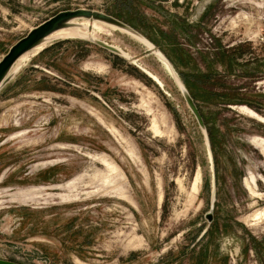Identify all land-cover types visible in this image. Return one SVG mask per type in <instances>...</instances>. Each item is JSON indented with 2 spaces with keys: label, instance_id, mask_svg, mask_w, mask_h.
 <instances>
[{
  "label": "rangeland",
  "instance_id": "obj_1",
  "mask_svg": "<svg viewBox=\"0 0 264 264\" xmlns=\"http://www.w3.org/2000/svg\"><path fill=\"white\" fill-rule=\"evenodd\" d=\"M127 4L0 0V62L61 12H102L136 28L181 80H200L213 144L133 37L99 39L133 61L83 39L55 42L0 92V260L264 264V218L252 219L264 209V123L240 111L264 119V0Z\"/></svg>",
  "mask_w": 264,
  "mask_h": 264
},
{
  "label": "water",
  "instance_id": "obj_2",
  "mask_svg": "<svg viewBox=\"0 0 264 264\" xmlns=\"http://www.w3.org/2000/svg\"><path fill=\"white\" fill-rule=\"evenodd\" d=\"M84 20L90 21V22H95V23L97 22V23H100V24H103V25H106L109 27H115L119 30H123L125 32L139 36L151 44L152 47L149 48L148 51H150L152 53L155 51L162 53L144 35H142L136 29H134L130 25L124 23L123 21H121L117 18H114V17L109 16L107 14H104L102 12L91 11V10H83V9L81 10L80 9V10H76V11H65V12L59 13L58 15L54 16L53 18L44 22L43 24H41L37 28L32 29L30 31V33L25 38L21 39L17 44H15L10 49L8 54L0 62V92L18 74V72H16L13 75H10L15 64L17 63V61L22 56H24L25 54H27V53L31 52L32 50L38 48L52 34H54L55 32H57L63 28H67L69 26V24H72V22L84 21ZM67 40H69V39H67ZM83 40L90 41V42L94 43L95 45H98V46L102 47L103 49L110 51L113 54H116L120 57H123V58L130 60V61H133V58L127 52H125V53L122 52V50L118 49L114 45L108 44V43H106L102 40H99V39H83ZM140 70L142 72H144L142 69H140ZM144 74H146L151 79V77L147 73L144 72ZM178 78L180 79L179 76H178ZM180 83H181V87L179 89H180L189 109L191 110V112L195 116L200 128L202 129L203 133L206 135V137L208 139L207 141L209 142L208 129H207L204 117L202 116L201 111H200L196 101L192 97V95H191L190 91L188 90V88L186 87L184 81L180 79ZM207 220L209 221L210 224L213 223V221H214L213 213L208 214ZM0 264H18V263L6 261V260H0Z\"/></svg>",
  "mask_w": 264,
  "mask_h": 264
},
{
  "label": "bare ground",
  "instance_id": "obj_3",
  "mask_svg": "<svg viewBox=\"0 0 264 264\" xmlns=\"http://www.w3.org/2000/svg\"><path fill=\"white\" fill-rule=\"evenodd\" d=\"M116 31H118L121 34L125 33V34L133 37L135 40H137L140 44L145 46L147 49L152 47L151 44L149 42H147L145 39H143L139 36L133 35L131 33L125 32L123 30H119L115 27H109V26H106V25H103V24H100L97 22L95 23V22H90V21H85V20L84 21H74V22H72V24H69V26L67 28H63V29L55 32L54 34H52L38 48H36V49L32 50L31 52L22 56L17 61V63L15 64L10 75H13L16 72H19L22 68H24L31 56L38 54L40 51L42 52V50H44L49 45L51 46V44L55 43L58 40L64 41L67 39L72 40V39H82V38L83 39H100V35H102L106 32L110 33V32H116ZM115 47H117L118 49L122 50V52L125 53V51L123 49H121L120 47H118V46H115ZM153 55H155V57L160 62V64L164 67V69L167 71V73L176 81V84L180 88L181 83H180V79L178 78L177 72L175 71L174 67L170 64V62L166 59V57L162 53H159L158 51L153 52ZM145 73H147L151 77V79L153 81H155L157 84H159L162 88H165L164 84L160 81V79L157 76L153 75L152 73H150L147 70H145ZM240 111L248 113L249 115L257 118L260 122L264 123V119L259 117L258 115H256L250 109L242 107V108H240ZM259 146L262 147V144ZM263 150H264V147H263ZM210 157H211V153H210ZM261 218H264V209L262 211L258 212L257 214H255L252 219L254 221H256V220H259Z\"/></svg>",
  "mask_w": 264,
  "mask_h": 264
},
{
  "label": "trees",
  "instance_id": "obj_4",
  "mask_svg": "<svg viewBox=\"0 0 264 264\" xmlns=\"http://www.w3.org/2000/svg\"><path fill=\"white\" fill-rule=\"evenodd\" d=\"M128 1V4H127V8L129 9V10H132V7H133V3H134V1L135 0H127ZM127 24V23H126ZM129 25V24H128ZM132 27V26H131ZM134 28V27H133ZM134 29H136V28H134ZM182 77V80L184 81V83H185V85H186V87L188 88V90L190 91V93H191V95H192V97L194 98V100L195 101H197V96H195V92H196V90L194 89V87L196 88V86L195 85H199V83H200V80H198V79H191L190 81L188 80V79H186L184 76H181ZM195 84V85H194ZM197 95V94H196ZM227 104H232V103H227ZM202 114V113H201ZM203 116V115H202ZM206 123V122H205ZM206 126H207V124H206ZM207 128H208V126H207ZM208 133H209V138H210V141H211V143H212V141H213V134H212V132H211V130L208 128ZM213 144V143H212Z\"/></svg>",
  "mask_w": 264,
  "mask_h": 264
},
{
  "label": "crops",
  "instance_id": "obj_5",
  "mask_svg": "<svg viewBox=\"0 0 264 264\" xmlns=\"http://www.w3.org/2000/svg\"><path fill=\"white\" fill-rule=\"evenodd\" d=\"M55 45L56 44H51V46L49 45L48 47H46L42 52H40L41 54H44L45 52H47V51H49L50 49L51 50H53V47H55ZM40 55V54H39ZM18 77V76H17ZM17 77H15L6 87H5V89L7 88V87H9L10 85H12L14 82H15V80L17 79Z\"/></svg>",
  "mask_w": 264,
  "mask_h": 264
}]
</instances>
